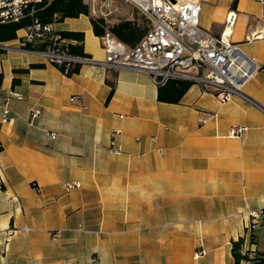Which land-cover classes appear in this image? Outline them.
Wrapping results in <instances>:
<instances>
[{"label": "crops", "instance_id": "1", "mask_svg": "<svg viewBox=\"0 0 264 264\" xmlns=\"http://www.w3.org/2000/svg\"><path fill=\"white\" fill-rule=\"evenodd\" d=\"M201 4L216 35L237 12L231 39L260 66L246 97L223 102L192 82L172 102L180 85L106 65L85 14L54 22L85 34L92 62L71 76L20 47L28 24L0 40V120L8 98L12 113L0 126V264H236L240 238L264 254V218L252 231L248 214L264 209V37L247 38L264 33V3ZM234 125L249 130L231 137ZM116 130L122 155L108 148Z\"/></svg>", "mask_w": 264, "mask_h": 264}, {"label": "built area", "instance_id": "2", "mask_svg": "<svg viewBox=\"0 0 264 264\" xmlns=\"http://www.w3.org/2000/svg\"><path fill=\"white\" fill-rule=\"evenodd\" d=\"M83 1L94 16L107 20L119 12V3L133 6L149 19L150 30L135 47H128L110 32L102 36L101 41L107 53L106 65L146 72L157 86H163L170 80L190 81L200 84L220 101L226 102L236 95L245 96V85L260 69L259 64L231 39L238 16L234 10L229 12L222 34L216 35L201 26V0ZM43 2L44 0H0V23H21L29 18L31 22L27 26V32L19 38L20 47L41 54L47 62L60 68L66 75L74 64L92 62L88 56L71 54L70 40L56 29L55 23H44L37 17L38 6ZM262 37L263 32L253 33L247 38ZM9 100L6 99L0 126L12 118ZM32 113L33 117L39 114L36 110H32ZM248 130L247 126L234 125L230 129V136L242 137ZM120 134L121 130L114 132L108 147L115 155L124 153L123 144L117 138ZM52 136L55 138L56 134ZM2 149L3 145L0 143V152ZM80 186L79 182L64 184L67 190ZM248 214L251 218L249 228L255 231L264 218V209L249 211ZM23 230L31 231L29 227ZM51 234L54 239H58L61 231ZM203 255L204 250L196 253V257Z\"/></svg>", "mask_w": 264, "mask_h": 264}, {"label": "trees", "instance_id": "3", "mask_svg": "<svg viewBox=\"0 0 264 264\" xmlns=\"http://www.w3.org/2000/svg\"><path fill=\"white\" fill-rule=\"evenodd\" d=\"M237 2L238 0H235V5ZM38 8L37 17L44 23H53L57 20V17H59V21H63L66 18H78L82 14L91 16V22L97 36L102 37L107 32H110L128 47H135L147 35L151 26L149 19L144 15L141 16V23L132 20H122L113 24L109 23L108 20L103 17L94 16L83 0H44L43 3L39 4ZM30 22L31 20L28 18L22 23L0 24V40L5 41L16 38L17 31ZM62 35L70 40L69 51L71 54L76 56H88L85 54L83 48L85 39V34L83 32L64 31ZM81 65L82 64H74L67 75L71 76L78 72ZM169 84L180 85L178 94L171 98L172 102H179L184 91L192 82L185 80H170L163 86ZM159 99H164L162 91H160ZM244 243L245 241L243 238L233 242L232 253L235 257L236 264H241L242 261H249L252 264H264V254L255 251L244 252Z\"/></svg>", "mask_w": 264, "mask_h": 264}, {"label": "rangeland", "instance_id": "4", "mask_svg": "<svg viewBox=\"0 0 264 264\" xmlns=\"http://www.w3.org/2000/svg\"><path fill=\"white\" fill-rule=\"evenodd\" d=\"M119 6H120L119 12L114 13L112 16L108 18L109 23H118L122 20L129 18L128 13H137L141 17V13L136 8L132 7L131 5L119 3Z\"/></svg>", "mask_w": 264, "mask_h": 264}]
</instances>
